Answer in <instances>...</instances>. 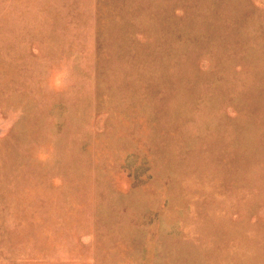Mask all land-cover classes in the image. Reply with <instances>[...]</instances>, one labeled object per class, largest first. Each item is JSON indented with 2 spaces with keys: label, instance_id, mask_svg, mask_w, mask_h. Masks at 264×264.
<instances>
[{
  "label": "rangeland",
  "instance_id": "374dc122",
  "mask_svg": "<svg viewBox=\"0 0 264 264\" xmlns=\"http://www.w3.org/2000/svg\"><path fill=\"white\" fill-rule=\"evenodd\" d=\"M0 264H264V0H0Z\"/></svg>",
  "mask_w": 264,
  "mask_h": 264
}]
</instances>
